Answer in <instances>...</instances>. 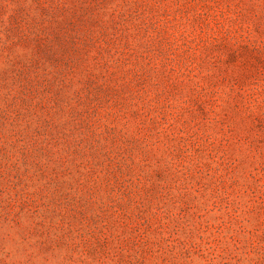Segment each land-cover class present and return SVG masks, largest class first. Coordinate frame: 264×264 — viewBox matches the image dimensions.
I'll use <instances>...</instances> for the list:
<instances>
[{"label": "rangeland", "instance_id": "1", "mask_svg": "<svg viewBox=\"0 0 264 264\" xmlns=\"http://www.w3.org/2000/svg\"><path fill=\"white\" fill-rule=\"evenodd\" d=\"M0 264H264V0H0Z\"/></svg>", "mask_w": 264, "mask_h": 264}]
</instances>
